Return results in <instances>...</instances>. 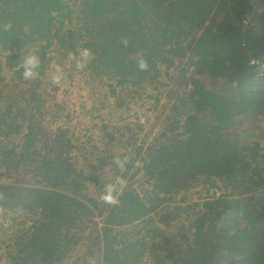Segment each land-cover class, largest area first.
<instances>
[{
    "label": "trees",
    "instance_id": "1",
    "mask_svg": "<svg viewBox=\"0 0 264 264\" xmlns=\"http://www.w3.org/2000/svg\"><path fill=\"white\" fill-rule=\"evenodd\" d=\"M85 47L83 73L117 109L150 92L173 101L150 141L144 125L112 127L84 158L46 123L48 55L62 65ZM0 49V259L58 264L96 232L104 264H264V0H0ZM31 51L42 63L28 81ZM175 64L189 72L176 85L162 77ZM116 177L127 184L109 205Z\"/></svg>",
    "mask_w": 264,
    "mask_h": 264
},
{
    "label": "rangeland",
    "instance_id": "2",
    "mask_svg": "<svg viewBox=\"0 0 264 264\" xmlns=\"http://www.w3.org/2000/svg\"><path fill=\"white\" fill-rule=\"evenodd\" d=\"M31 53L34 54V51H31ZM52 55V53L48 55L50 69L57 64L56 58L52 60L56 55ZM3 56L4 52L0 49V59H3ZM62 63L61 66L64 67L66 74V80L62 87L51 85L48 73L41 78L44 82L42 88L46 89L48 93V97L43 103V112H45L46 123L51 125L53 129L61 127L69 130L75 145L81 149L79 152L81 156L85 158L95 153V151L103 149L104 137L112 127L122 128L127 124H133L132 127H135L137 123L144 125L139 137L141 144L144 141H150L158 133L173 101L164 96L157 103L156 92H150L152 99L139 100L129 109L119 110L115 107L114 99L109 96L108 90L103 84L91 82L83 72L76 70L75 62L69 60V58L63 60ZM183 68H185L184 65L175 64L168 73L162 72L163 80L175 85L176 83L179 84L178 79L183 75H185L184 77L189 75L188 71L183 72ZM8 75H10V72H7ZM182 82L183 80L180 83ZM251 130L255 133L253 126ZM250 134L252 135L251 132ZM199 191H201V188L194 189L187 195L189 204L201 201ZM207 195V193L202 194L203 198H206ZM0 219L2 218L0 217ZM180 223L184 224L185 219H182ZM180 223L167 230L168 233L170 235L177 234ZM5 224L6 226L11 225L13 221L9 222L7 219ZM1 236H4L3 231H0ZM96 236V232L92 237L87 232L85 237L73 247L72 252L58 264H104L101 260L102 244ZM6 242V237L0 239V255H4V251H6L8 245ZM0 264H8L5 257L0 259Z\"/></svg>",
    "mask_w": 264,
    "mask_h": 264
},
{
    "label": "clouds",
    "instance_id": "3",
    "mask_svg": "<svg viewBox=\"0 0 264 264\" xmlns=\"http://www.w3.org/2000/svg\"><path fill=\"white\" fill-rule=\"evenodd\" d=\"M121 42L125 47L130 43L127 38H124ZM68 58L75 62V68L78 72H83L96 57L91 49L85 47L79 49L78 54L69 53ZM19 60V68L22 69V76L25 80L32 81L39 78V69L42 62L38 55L31 52L27 55L22 53ZM136 67L137 70L141 72H148L150 70L148 61L143 58L137 59ZM47 75L51 85L56 87H62L64 85L66 74L63 66L59 64L54 65ZM114 162L121 171L125 169L126 160L116 158ZM126 184L127 182L123 177H116L114 183H108L104 186L100 199L109 205H117L119 203V197L123 194Z\"/></svg>",
    "mask_w": 264,
    "mask_h": 264
}]
</instances>
